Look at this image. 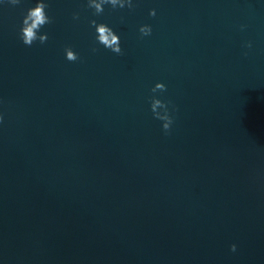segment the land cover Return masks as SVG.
Here are the masks:
<instances>
[{"label": "water", "instance_id": "obj_1", "mask_svg": "<svg viewBox=\"0 0 264 264\" xmlns=\"http://www.w3.org/2000/svg\"><path fill=\"white\" fill-rule=\"evenodd\" d=\"M36 2L0 0V264H264V0H45L29 47Z\"/></svg>", "mask_w": 264, "mask_h": 264}, {"label": "clouds", "instance_id": "obj_2", "mask_svg": "<svg viewBox=\"0 0 264 264\" xmlns=\"http://www.w3.org/2000/svg\"><path fill=\"white\" fill-rule=\"evenodd\" d=\"M5 3L13 6L19 5L21 0H4ZM110 5L112 9H123L127 7L129 10L134 8L133 0H87V7L94 10V15H100L104 12V6ZM48 4L45 0H37L34 7L28 8L23 16L22 24L19 32V37L22 43L26 46L31 47L35 42L39 41L40 44H44L48 40L47 33L41 34V29L52 23L51 17L46 12ZM149 15L155 17L156 10L152 9L149 11ZM74 19H79L78 14H74ZM91 26L95 28L96 42L102 45L104 48L111 52L122 55L123 50L121 48L120 36L108 25L104 23H97L96 20L90 21ZM139 33L142 37L150 36L152 34L151 25L144 24L139 27ZM247 48H251L252 44L249 41L246 44ZM65 57L70 62H75L79 59L77 53L70 47L64 49ZM93 52L97 51L96 48L92 49ZM166 85L164 83H156L151 89L152 93L166 91ZM171 101H164L157 96L153 95L150 98V108L153 117L162 122V129L165 134H168L171 130V126L174 122L173 116L170 114L169 105ZM3 116L0 115V122H2ZM231 251H236V245H231Z\"/></svg>", "mask_w": 264, "mask_h": 264}]
</instances>
